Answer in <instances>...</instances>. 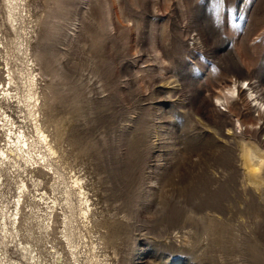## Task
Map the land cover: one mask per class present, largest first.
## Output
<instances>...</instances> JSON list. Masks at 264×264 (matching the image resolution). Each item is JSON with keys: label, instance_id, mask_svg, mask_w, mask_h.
<instances>
[{"label": "rangeland", "instance_id": "rangeland-1", "mask_svg": "<svg viewBox=\"0 0 264 264\" xmlns=\"http://www.w3.org/2000/svg\"><path fill=\"white\" fill-rule=\"evenodd\" d=\"M28 73L0 264H264V0H0L1 146Z\"/></svg>", "mask_w": 264, "mask_h": 264}, {"label": "bare ground", "instance_id": "bare-ground-1", "mask_svg": "<svg viewBox=\"0 0 264 264\" xmlns=\"http://www.w3.org/2000/svg\"><path fill=\"white\" fill-rule=\"evenodd\" d=\"M27 77H28V86H27V89H26L25 93L24 94L23 93L22 94H19V93L17 94L16 93L15 95H13V97L16 98V100H17V102H19V104L21 102V105H22V109L21 110L23 111V114H24L23 118L27 119V122L29 124L30 130L29 131L28 130L26 131V130L22 129V126H21V128L18 126V128H16L15 130L12 129L13 130L12 131L11 130V127L12 126L11 127L8 126V128H7L8 129V133L5 134L7 141L2 146L0 145V168H2V169L4 168V170H6L7 168L13 166V164H16L17 161H19V160L22 163L26 162L27 165H28V162L36 163L37 161L35 160V158H33L34 157V155H33L34 153L32 154V152L34 151V148L36 147V145L42 146L40 144H44L46 146L47 150L49 152H52L51 147L49 146V144L46 141L47 140L46 139L47 136L41 130L40 125H39V122L37 121V119H38L37 116L39 115V114H37V108L38 107L36 108L37 99L35 97V92H34V90L32 88V86L34 84V77L35 76L32 73H28L27 74ZM10 80H11V78H10ZM242 84H244V83H242ZM242 90H243L242 87L236 86L234 84L233 85V88L232 89H229L228 92H230L231 94L234 93V94H236V96H240ZM3 94L4 95H9V91H6V90L4 91L3 90ZM11 96L12 95H9L8 97H11ZM250 96H252V95H250ZM216 99L219 101V97H216ZM220 101H221V99H220ZM253 101H255V99H253ZM229 108H231V107H227V109H229ZM230 111H232V110H230ZM4 119H3V121H4ZM7 120H9V118ZM12 120H10V121H12ZM15 127H16V125H15ZM39 146H37V148H39ZM244 158H245V160H244V167L246 168V170L249 171V172H251V173H253V174H255L256 170L259 168V164H258V162L257 163H254L252 161L253 160L252 158H254V156L252 157V155H248L247 154V155H244ZM256 159H258V158H256ZM45 162H47V161H45ZM47 167H49V166H47ZM78 183H79V181L75 178V180L72 181V186L74 188L69 187V189L66 190V192L68 191L67 192L68 194L70 192H73L74 194H76V196H78V201H81V199L83 197L82 195H83L84 192H82V189H81L82 187L80 188V185ZM26 186L27 185H25V183L20 179V185L17 186V189L19 190L20 197L22 196V194L24 193V191L27 190L28 187H26ZM18 197H19V195H18ZM20 197L15 202V213L13 214V219L11 221V224H14V222L16 221V218H17V213H19L18 212V210H19L18 209V207H19L18 204H19ZM85 203H86V206H87V202L86 201H85ZM83 204H84V202H83ZM82 207L84 208V206H82ZM87 209H88V207L86 208L85 211H87ZM80 213L84 215V213L86 214L87 212H84V210H83ZM23 251L26 252V253H29L30 252V251H27L26 249H24ZM30 258L31 257L28 254V259L29 260H32Z\"/></svg>", "mask_w": 264, "mask_h": 264}]
</instances>
